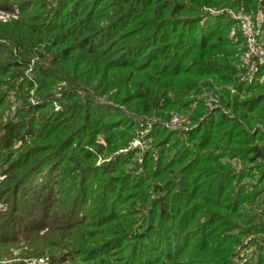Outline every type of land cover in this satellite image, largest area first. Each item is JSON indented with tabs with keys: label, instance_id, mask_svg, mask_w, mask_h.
Listing matches in <instances>:
<instances>
[{
	"label": "trees",
	"instance_id": "16d2710c",
	"mask_svg": "<svg viewBox=\"0 0 264 264\" xmlns=\"http://www.w3.org/2000/svg\"><path fill=\"white\" fill-rule=\"evenodd\" d=\"M13 5L0 23V256L24 242L48 264H264V81L231 92L236 21L205 11L264 0H0ZM172 112L192 128L167 129ZM147 119L140 161L119 152Z\"/></svg>",
	"mask_w": 264,
	"mask_h": 264
},
{
	"label": "built area",
	"instance_id": "2783aa9c",
	"mask_svg": "<svg viewBox=\"0 0 264 264\" xmlns=\"http://www.w3.org/2000/svg\"><path fill=\"white\" fill-rule=\"evenodd\" d=\"M232 17L236 21V25L231 30V37L235 42L240 44V49L236 55V74L235 83L230 87L233 92L237 91V85H246L262 82L264 79V7L258 8L256 11H230ZM13 17V16H12ZM218 90V87L214 88ZM59 97L60 93H55ZM206 104L210 110H214L221 106L218 94L204 93ZM242 98V97H241ZM58 110V106L55 107ZM155 121V120H154ZM147 121L151 126L152 122ZM189 118L185 114L172 115L168 120L161 121L167 129H183L188 131L192 128ZM144 123H140L143 125ZM264 130V128H263ZM129 148L146 149L144 136L138 135L130 142ZM1 178V177H0ZM7 209L5 203L0 202V212ZM20 249H27V245L21 243L20 248L12 249V253L16 255L18 264H48L49 257L45 255L34 257L19 256Z\"/></svg>",
	"mask_w": 264,
	"mask_h": 264
},
{
	"label": "rangeland",
	"instance_id": "374dc122",
	"mask_svg": "<svg viewBox=\"0 0 264 264\" xmlns=\"http://www.w3.org/2000/svg\"><path fill=\"white\" fill-rule=\"evenodd\" d=\"M225 7H206V9H205V11H207V13H214V14H218V12H220V13H223L224 11H227L229 14H230V11H237V10H235V9H233V8H226V9H224ZM243 11V10H242ZM18 15H19V10H18V7L16 6V5H13L12 7H10L9 9H3V8H0V23H7V22H9V21H12V20H16L17 18H18ZM231 16H232V14H230ZM13 16V17H12ZM236 25V24H235ZM230 38L233 40V42L237 45V51H236V55H237V52H238V50L240 49V44L239 43H237V42H235L234 41V39L231 37V33H230ZM237 65V64H236ZM263 81H264V79H263ZM252 84H254V83H252ZM249 85H251V84H246L245 86H249ZM232 85H230L229 87H231ZM231 90V89H230ZM211 92H213V95H215V94H218L219 95V93H217V92H215V91H211ZM231 92L233 93V94H239V92H238V90L236 91V92H233L232 90H231ZM79 93L80 94H83V92L82 91H80L79 90ZM14 90H11L10 92H9V95H8V99L12 102V101H14L15 100V97H14ZM248 95L249 94H247V95H245V94H243V93H240V97H242V98H244L245 96L246 97H248ZM219 97H220V95H219ZM205 98V97H204ZM101 99L102 100H106V97L105 96H103V97H101ZM15 101H17V100H15ZM205 103H206V100H205ZM220 104L222 105V101H221V99H220ZM14 105L15 106H17L16 105V103H14ZM12 106V109L14 110V108H15V106ZM206 108L209 110V107L207 106V104H206ZM225 110V112H227L228 113V110H226V109H224ZM175 114H185V115H187L188 116V118H190V116L189 115H191V112H189V113H184V112H172L171 113V116L172 115H175ZM143 117H146V118H148V116H143ZM142 117V118H143ZM142 118H140L139 120L141 121L142 120ZM149 119V118H148ZM147 119V120H148ZM169 119V118H168ZM168 119H166V120H168ZM155 119H150V121H154ZM143 122V121H142ZM190 122V125H191V121H189ZM144 123V122H143ZM260 126H262V125H260ZM152 127L151 126H149L148 124L147 125H139V128H138V130H137V134L138 135H142L143 134V136H144V141H145V143H146V146H147V148L146 149H144V150H142V149H139V148H129V145H130V142L137 136H135L130 142H129V145L125 148V149H121L119 152H122V153H126L127 151H131V150H134L135 151V157H134V159H137V160H139L140 161V158L142 157V155H143V153L147 150V149H149L150 148V146H151V144H152V138L150 137V136H148V135H146L147 134V132L151 129ZM264 128V126H262V129ZM232 162V165L234 166V167H236V168H241L242 167V163L240 162V161H238V160H236V159H234V160H232L231 161ZM248 181H250V182H254V184H257V185H259L258 184V182H257V179H248ZM252 189V188H251ZM21 243H23L24 245H26L24 242H20V243H18V244H16V245H14V246H12V247H10L9 249H8V251H6V250H4L3 252H5V254H3L2 256H0V264H18L19 263V261H17L16 260V255H14L13 253H12V249H14V248H16V249H18V248H20V245H21ZM29 250L31 251V249L27 246V249H20L19 250V256H21V257H23V258H27V257H34V256H41V255H36V254H33V255H29Z\"/></svg>",
	"mask_w": 264,
	"mask_h": 264
}]
</instances>
